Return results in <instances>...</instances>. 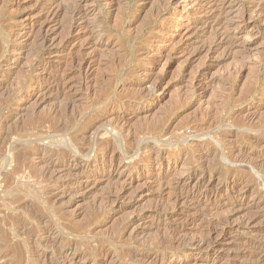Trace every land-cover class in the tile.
<instances>
[{
  "label": "rangeland",
  "instance_id": "1",
  "mask_svg": "<svg viewBox=\"0 0 264 264\" xmlns=\"http://www.w3.org/2000/svg\"><path fill=\"white\" fill-rule=\"evenodd\" d=\"M0 264H264V0H0Z\"/></svg>",
  "mask_w": 264,
  "mask_h": 264
}]
</instances>
